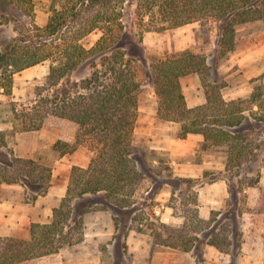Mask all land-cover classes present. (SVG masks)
Wrapping results in <instances>:
<instances>
[{
    "label": "rangeland",
    "instance_id": "rangeland-1",
    "mask_svg": "<svg viewBox=\"0 0 264 264\" xmlns=\"http://www.w3.org/2000/svg\"><path fill=\"white\" fill-rule=\"evenodd\" d=\"M9 1L2 0L0 4V50L3 44L31 28L33 23L44 26L51 14V0H32L35 4L32 17L26 13L28 6L23 0L19 2L24 9ZM123 22L125 32L119 47L143 67L133 143L144 181L135 204L128 207L113 203L104 192L75 198L72 217L81 223L83 240L65 245L58 252L59 257L74 260L72 264H264V213L255 210L260 189L264 188V120L259 118L264 115V19L238 25L233 50L224 53L221 50L227 49L229 44L220 47L221 23L214 19L143 33L135 23L134 4L131 3L125 7ZM100 36L101 31L96 30L81 42L90 48ZM185 50L206 58V81L218 84L226 100L261 93L262 106L254 105L247 110L246 119L238 127L250 132L251 139L259 145L255 158L242 165L239 176H231L226 171L225 147H205L200 134L178 138L179 125L157 115L158 97L152 78L154 65ZM90 62L71 79L88 76ZM51 65L52 61L46 60L15 73L12 94L0 93V163L8 164L15 157L34 159L51 171L45 193L35 184L29 188L19 183L27 190L25 194L14 192L12 184L2 183L0 197L8 201L17 202L21 195V200L35 204L36 198L51 191L64 197L72 167H85L93 156L88 143L77 142L79 126L71 120L49 116L39 130L15 128L13 108L23 111L37 100L36 92L45 84ZM181 84L189 107L205 103V86L198 74L182 77ZM205 173H208L206 177ZM179 178L199 181L186 188ZM45 211L40 210L42 220L34 222L43 223ZM216 211L221 212L217 217L220 223L226 222L230 229L228 253L208 245L207 235L198 234L201 241L196 242L197 249L189 252L182 247L158 245L153 240L152 229L167 235L161 223L187 228L193 236L195 233L191 229L196 220L199 217L209 219ZM24 229L16 236H28L29 227Z\"/></svg>",
    "mask_w": 264,
    "mask_h": 264
},
{
    "label": "trees",
    "instance_id": "trees-1",
    "mask_svg": "<svg viewBox=\"0 0 264 264\" xmlns=\"http://www.w3.org/2000/svg\"><path fill=\"white\" fill-rule=\"evenodd\" d=\"M19 1L9 2L24 9ZM22 2L27 4L25 11L32 17L34 2ZM131 3L135 23L143 33L161 32L208 18L219 21L220 47L229 44L222 53L233 50L238 25L264 19V0H51V14L44 26L33 23L31 28L3 44L0 93L12 94L15 73L46 60L52 61L45 84L36 92L37 100L23 111L13 108L15 128L39 130L49 116L71 120L79 126L77 142L88 143L93 156L85 167H72L66 195L53 209L51 222L32 223L27 237H0V264H19L57 253L74 241L81 242V223L72 217L75 198L104 192L106 198L121 207L135 204L144 181L133 143L143 67L119 47L125 32L124 10ZM96 30L101 31V36L92 47L86 48L82 39ZM88 61H91L90 74L71 79ZM192 73L201 77L206 100L189 107L181 79ZM207 75L206 58L190 50L158 61L152 72L158 97L157 115L179 125L178 138L200 134L205 147H225L226 171L231 176H239L242 165L255 158L259 145L251 139L250 132L238 127L246 119L247 110L254 105L262 106L261 93L226 100L218 84L206 81ZM259 118L264 120V115ZM19 164L31 170L20 168ZM50 175V169L41 167L34 159L15 157L8 164L0 163V185L21 183L32 188L35 184L45 193ZM207 175L205 173V177ZM179 181L189 188L199 179L179 178ZM255 210L264 213V188L260 189ZM220 214L216 211L209 219L199 217L191 229L193 236L187 228L165 223L161 226L166 236L157 229H152L151 235L158 245L182 247L187 252L197 249L196 242L201 241L198 234L207 235L208 245L228 253L230 229L226 222L220 223L217 218ZM139 221L143 227L142 218Z\"/></svg>",
    "mask_w": 264,
    "mask_h": 264
},
{
    "label": "crops",
    "instance_id": "crops-1",
    "mask_svg": "<svg viewBox=\"0 0 264 264\" xmlns=\"http://www.w3.org/2000/svg\"><path fill=\"white\" fill-rule=\"evenodd\" d=\"M9 184H12L10 186L15 187V189H13L14 192H19V193L25 192L26 194L27 190L23 185L19 183H9ZM18 184L21 186H19ZM64 197L62 194L59 195L58 197L56 196L54 191H51V193L45 195L44 197L40 196L39 198H36L35 204L28 203L29 201L26 202V200L25 201L21 200V195H19L17 202L8 201L6 197H0V237H24V236H16V234H18L19 230H26L24 228L29 227L30 229V225L34 223L35 219L36 220L38 219V221L42 220L40 218V214H41L40 210L42 209L43 210L45 209L46 211L49 210V212L45 211L44 213L47 215L43 220V223L51 222L53 216V209L60 205V202ZM38 223H42V222H38ZM58 252L37 258H31L22 261L19 264H72L74 260H69V261L65 260L62 257H59L60 253Z\"/></svg>",
    "mask_w": 264,
    "mask_h": 264
}]
</instances>
